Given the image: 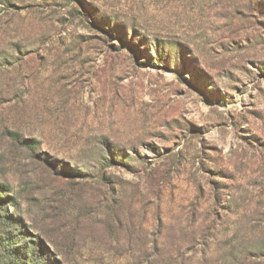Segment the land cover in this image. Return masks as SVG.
<instances>
[{
  "label": "rangeland",
  "instance_id": "obj_1",
  "mask_svg": "<svg viewBox=\"0 0 264 264\" xmlns=\"http://www.w3.org/2000/svg\"><path fill=\"white\" fill-rule=\"evenodd\" d=\"M0 189L11 264H264V0H0Z\"/></svg>",
  "mask_w": 264,
  "mask_h": 264
},
{
  "label": "trees",
  "instance_id": "obj_2",
  "mask_svg": "<svg viewBox=\"0 0 264 264\" xmlns=\"http://www.w3.org/2000/svg\"><path fill=\"white\" fill-rule=\"evenodd\" d=\"M13 137L14 139H17L18 135L13 134ZM6 191V189H0V206L4 205L5 202L10 198L9 195H4V192ZM1 218L4 220L6 219V216L1 215ZM12 251H14L13 246H10L6 241H0V260L4 262V264H11V256L13 255Z\"/></svg>",
  "mask_w": 264,
  "mask_h": 264
}]
</instances>
